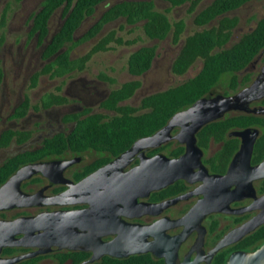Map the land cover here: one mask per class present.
I'll list each match as a JSON object with an SVG mask.
<instances>
[{"label":"flooded vegetation","instance_id":"1","mask_svg":"<svg viewBox=\"0 0 264 264\" xmlns=\"http://www.w3.org/2000/svg\"><path fill=\"white\" fill-rule=\"evenodd\" d=\"M260 57L262 63L258 70L251 72ZM263 67L264 48L245 69L237 73L247 71L239 79L244 84L233 93L255 82ZM246 77L248 79L244 80ZM250 107L264 110V95L253 100ZM80 113L81 118L92 114ZM236 114L247 113L229 112L221 119L226 115ZM248 114L264 118V112ZM102 115L104 119L109 118ZM66 122L71 124L70 128L74 125L72 120ZM70 128L66 132L57 133L67 134ZM246 128L258 130L257 138L259 137L258 127ZM178 129L174 128L171 136ZM243 129L245 128L226 133V138L238 140V146L222 172L215 168L217 164L211 159L222 147L223 141H215L210 137L206 147L200 148L197 145L202 152L201 162L209 175L226 173L241 143V138L234 132ZM168 142L174 143L172 148L182 147V152L173 156L168 153V149L155 150ZM164 144L149 150L145 155L150 157L161 154L167 158H176L185 151L184 144H179L174 138ZM213 145L216 147L210 152ZM39 146L40 144L20 153L33 151ZM119 154L112 156L94 150L74 152L66 149L58 155L27 161L17 167L15 170L28 163L56 162V165L48 167L50 177L36 172L21 182L20 191L30 197L27 203L0 210V222H15L11 229L8 228L12 232L14 243L0 247V260L15 259L10 264H140V256H148L152 264H165L164 257L155 254L170 255L174 251L180 262L186 260L192 264H225L231 254L252 251L264 242V223L241 236H230L264 210V201H260L264 196V178L253 179L251 187L244 185L240 188L242 195L238 198L226 194L224 184L199 179H177L163 188L150 191L146 196H137L135 201L127 196L117 199L113 195H103L95 186L92 193L74 192L73 185ZM263 160L264 158L261 161ZM139 161V157H135L124 167V171L138 165ZM261 161L253 163L251 155L250 165L255 166ZM62 162L67 163L64 165ZM198 171L199 168H194L193 174ZM234 189L235 185L231 184L229 190ZM61 194L62 197H59ZM206 197L207 201L204 202ZM226 200L228 210H218L224 207L222 202ZM166 202L168 203L164 205ZM198 204H202L199 210L191 214L190 211ZM227 236H230L227 238L228 242L212 252ZM145 248L148 249L140 251ZM145 264L151 263L145 261Z\"/></svg>","mask_w":264,"mask_h":264},{"label":"trees","instance_id":"2","mask_svg":"<svg viewBox=\"0 0 264 264\" xmlns=\"http://www.w3.org/2000/svg\"><path fill=\"white\" fill-rule=\"evenodd\" d=\"M107 0H42L39 9L31 16L29 34L38 45H43L42 57L46 64L30 79V87L36 85L40 75L63 76L74 70H81L89 58L98 51L106 50L111 42L120 40L113 32L102 37L85 55L78 59H70L68 43H73L74 34L84 19L93 14L95 8ZM172 6L184 4L189 0H164ZM249 0H213L208 6L196 14L195 24L204 26L211 24L188 36L171 65L173 74L182 75L197 60L202 61L200 70L193 77L181 84L166 90L149 94L141 98L137 107L121 105L140 87V81L132 79L124 82L118 88L109 92L101 102V107L113 110L115 115L104 119L100 113H92L80 117L81 113L67 114L64 120L74 121L67 134L57 133L45 138L40 146L29 152L14 155L0 164V184L21 164L27 161L43 159L60 154L66 149L74 152L94 150L108 153L112 156L124 151L138 138L151 135L163 127L176 112L189 107L197 99L212 95L216 86L228 77L227 89L222 94L235 92L244 84L239 82L238 72L245 69L260 50L264 48V16L257 20L254 28L241 36L230 47L225 48L230 39L231 30L236 25L235 17L225 14L237 9ZM61 10V24L48 37L49 21L56 10ZM124 19L127 24H142L144 34L151 39H164L172 28L167 16L157 11L151 0H122L109 5L98 20L84 33L83 40L96 36L108 23ZM181 22L174 24L173 38L176 40L182 31ZM155 57V48L143 46L132 52L127 60V71L133 77L141 76L151 67ZM2 70L0 69V80ZM246 77L244 80H247ZM67 98L60 94L49 93L41 102L42 107L60 105ZM28 97L25 96L15 108L12 116L23 117L28 109ZM87 110L82 113L85 114ZM258 127L260 135L257 138L252 153V162L264 158V118L252 114L226 115L223 119L213 121L202 127L196 134L197 145L207 146L209 138L223 141L222 147L212 157L215 168L222 172L238 146L237 139L226 138L229 130L246 127ZM29 137L26 131L6 129L0 135V147H6L16 138L23 142ZM173 142H168L155 149L175 156L182 152V147L172 148ZM148 261V256H140V264Z\"/></svg>","mask_w":264,"mask_h":264},{"label":"rangeland","instance_id":"3","mask_svg":"<svg viewBox=\"0 0 264 264\" xmlns=\"http://www.w3.org/2000/svg\"><path fill=\"white\" fill-rule=\"evenodd\" d=\"M122 0H107L98 5L93 14L86 17L74 34L73 43H68L70 59H78L107 33L113 32L120 40L108 44L106 50L94 53L81 70H74L63 76L40 75L36 85L30 87L31 76L46 64L42 57L43 45H38L30 36L31 16L42 0H0V135L2 131H26L29 137L21 142L13 138L6 147H0V163L25 150H30L41 141L57 132H66L71 124L64 121L66 114L100 113L111 117L115 113L100 107L99 103L108 93L124 82L132 79L140 81L134 94L121 102V105L137 107L142 97L177 86L193 77L200 70L202 61L197 59L182 75L173 74L171 65L180 52L185 39L193 33L208 28L211 24L199 26L194 18L213 0H189L184 4L172 6L164 0H151L157 11L164 13L172 28L164 39H151L142 29V24L130 25L124 19L106 24L93 38L83 40L84 33L98 20L101 13L111 4ZM237 19L231 30L225 48L236 43L242 35L251 31L257 20L264 16V0H249L237 9L225 14ZM181 22L182 31L176 40L173 38L174 24ZM61 24V10H56L49 21L50 37ZM143 46L155 48V57L149 70L138 77L127 71L129 55ZM262 57L250 70L255 73ZM245 73L238 74L239 79ZM228 77L219 83L214 92L227 89ZM49 93L63 95L67 102L44 108L41 102ZM28 97V109L23 117L12 114L23 98ZM213 145L210 152H213Z\"/></svg>","mask_w":264,"mask_h":264},{"label":"water","instance_id":"4","mask_svg":"<svg viewBox=\"0 0 264 264\" xmlns=\"http://www.w3.org/2000/svg\"><path fill=\"white\" fill-rule=\"evenodd\" d=\"M263 76L264 67L255 82L236 93L229 95L214 93L197 99L189 107L173 114L168 122L156 132L136 139L128 149L112 161L96 169L80 182L73 185L74 192L80 194L90 191L92 193L95 186L103 195H113L117 199L127 196L135 201L137 196H146L150 191L163 188L177 179L191 181L199 179L213 184H224L226 194L234 196L232 198H238L242 195L240 188L244 185H250L251 187L253 179L264 178V160L255 166L250 165V158L258 130L245 128L234 132L235 135L241 138V143L224 175H209L207 173L201 162L202 152L196 144V133L206 124L221 119L229 112L263 113V109L250 107V103L253 100L264 95ZM176 127L179 128L178 132L171 136V131ZM172 138L185 146V151L180 156L167 158L161 154L150 157L145 155L149 150L164 144ZM135 157H139V164L124 171V167ZM55 163H28L15 170L0 187V210L27 203L30 197L20 191L21 182L36 172H42L45 176L50 177L48 167L56 165ZM62 163L65 165L67 162ZM194 168H199L197 174H193ZM231 184L235 185V189L230 191L229 186ZM59 197H62V194ZM206 199L207 197L203 201H207ZM227 200L222 202V206L224 207L218 210H228ZM260 201H264V196ZM167 203H164V205ZM201 205L195 206L190 211L191 214L199 210ZM262 223H264V210L240 226L237 231L232 232L230 236L233 234L241 236ZM14 224L15 222L13 221L0 222V247L14 243L12 232L8 230ZM230 236L222 240L212 252H215L219 247L226 244ZM147 249H140V251L143 252ZM155 256H163L165 264H192L186 260L180 262L174 251L170 255L155 254ZM14 261L15 259L0 260V264H10ZM225 264H264V242L252 251H239L231 254Z\"/></svg>","mask_w":264,"mask_h":264}]
</instances>
